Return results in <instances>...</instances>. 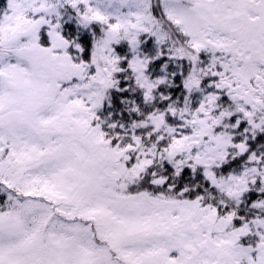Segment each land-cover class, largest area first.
Segmentation results:
<instances>
[{
	"label": "snow or ice",
	"instance_id": "1",
	"mask_svg": "<svg viewBox=\"0 0 264 264\" xmlns=\"http://www.w3.org/2000/svg\"><path fill=\"white\" fill-rule=\"evenodd\" d=\"M0 264H264V0H0Z\"/></svg>",
	"mask_w": 264,
	"mask_h": 264
}]
</instances>
